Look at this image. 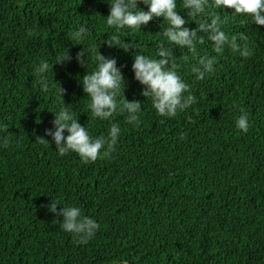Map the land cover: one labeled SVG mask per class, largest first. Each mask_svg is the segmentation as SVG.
<instances>
[{
    "label": "trees",
    "instance_id": "16d2710c",
    "mask_svg": "<svg viewBox=\"0 0 264 264\" xmlns=\"http://www.w3.org/2000/svg\"><path fill=\"white\" fill-rule=\"evenodd\" d=\"M138 6L147 10L143 0ZM109 10L107 0H0V124L9 125L0 136L10 141L0 147V264H264V25L218 9L229 34L248 35V58L227 48L215 53L207 39L195 52L173 44L177 71L197 102L161 117L132 63L136 51L154 54L166 40V21L153 17L125 30V51L107 43ZM177 10L187 18L186 9ZM197 21L189 17L186 26L197 28ZM81 23L90 34L69 41ZM92 44L116 58L125 82L119 97L142 101L138 125L126 113L92 116L81 79L94 70L95 53L85 51L87 66L76 60ZM66 51L72 58L57 62ZM205 53L217 56L215 71L197 80L190 68ZM41 58L52 64L47 91L34 72ZM59 84L92 136L120 125L114 150L84 163L75 152L59 155L51 137L41 142ZM242 111L249 113L247 132L235 125ZM51 199L58 208L79 205L99 223L96 235L77 243L46 207Z\"/></svg>",
    "mask_w": 264,
    "mask_h": 264
},
{
    "label": "clouds",
    "instance_id": "9594fccd",
    "mask_svg": "<svg viewBox=\"0 0 264 264\" xmlns=\"http://www.w3.org/2000/svg\"><path fill=\"white\" fill-rule=\"evenodd\" d=\"M107 2L110 4V10L105 15L106 23L112 30L107 43L120 46L125 51L129 48V43L121 39L125 30L134 32L141 29V26L153 17H163L166 21L161 33L166 40L158 41L154 54L136 51L132 63L135 79L145 86L142 94L151 98L152 107L161 117H175L180 111L187 110L197 102L196 95L189 90V83L177 71L179 65L171 47L173 44L182 48L186 46L188 50L195 52L197 44H202L207 39L215 53H221L227 48L242 58H248L253 55V49L248 44V35L243 31L229 34L223 27L228 17H222L218 9H233L231 13L242 17L241 23L254 22L256 25H264V0H179V4L178 0H143L147 10L138 6V0ZM178 8L187 10V18L179 13ZM189 17L195 21V18H199L197 28L186 26ZM201 30L206 36L197 35ZM90 32V27L81 23L68 34V40L81 43ZM134 46L137 47L135 44ZM98 47L99 45L95 44L89 45L87 50L81 49L76 55V60L87 66L89 54L85 57V51L95 53L94 70L87 71L81 79L83 90L90 98L88 108L92 116L109 120L117 112L126 113L127 122L138 125L143 110L142 101L119 97L125 86L123 73L117 66L116 58L106 57L97 50ZM71 58L66 51L56 61L63 63ZM216 62V55L205 53L191 65L190 71L195 74L197 80H203L215 71ZM51 68L49 60L41 58L34 69L39 86L45 91L49 89L47 73ZM64 91L66 90L60 84L55 90L58 108L51 110L54 113L52 127L44 129L45 135L40 136L44 138L41 142L48 144L50 140L46 136L51 137L59 155L75 152L84 163L95 161L102 149L114 150L121 134L120 125L113 122L107 135L92 136L89 129L78 122L73 110L63 102ZM235 125L239 130L247 132L250 127L249 113L242 111L236 117ZM8 127L7 124H0V129ZM64 130H67V135ZM9 142L8 136H0V147H6ZM58 204L61 203L51 199L46 205L50 211L56 213V223L64 232L73 234L77 243L87 244L100 227L97 220L85 214L77 204H67L59 208Z\"/></svg>",
    "mask_w": 264,
    "mask_h": 264
}]
</instances>
